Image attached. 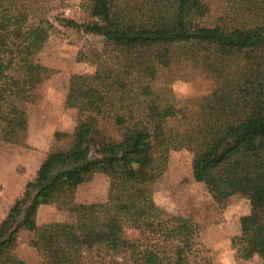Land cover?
<instances>
[{
  "label": "trees",
  "instance_id": "1",
  "mask_svg": "<svg viewBox=\"0 0 264 264\" xmlns=\"http://www.w3.org/2000/svg\"><path fill=\"white\" fill-rule=\"evenodd\" d=\"M50 1L65 6L0 0V142L27 148L29 110L52 74L39 54L59 27L101 36L103 50L77 54L95 70L69 78L76 125L54 133L65 146L49 150L0 221V264H24L23 232L37 264H212L197 227L154 201L169 153L182 150L196 182L248 198L236 252L264 260V0H80L83 22L49 16ZM188 72L211 88L181 101L172 83ZM96 171L109 176L106 199L75 202ZM45 205L73 220L38 225Z\"/></svg>",
  "mask_w": 264,
  "mask_h": 264
},
{
  "label": "rangeland",
  "instance_id": "2",
  "mask_svg": "<svg viewBox=\"0 0 264 264\" xmlns=\"http://www.w3.org/2000/svg\"><path fill=\"white\" fill-rule=\"evenodd\" d=\"M50 2L52 8L49 16L51 17L62 13L78 22H83L87 18L79 6L80 0H65V6L57 10L55 7L58 6V3ZM90 47L102 51L103 38L60 27L58 33L49 37L39 58L43 65L52 70V74L38 88L37 105L30 111V120L34 131L35 129L36 131L40 129L45 131L46 128L48 131L52 126L53 132L70 133V129L76 125L77 111L65 107L64 100L71 75L91 74L95 70L93 64L77 61L78 52H86ZM210 88V80L198 72H188L180 80H175L172 83L173 92L176 98L181 101L197 99L207 93ZM43 116L51 121L42 122ZM59 124L61 127L58 129L56 126ZM29 145L25 150L27 151L29 147L30 150L26 153L30 159H33L35 156H40L43 147L47 154L53 148L64 147L65 143H55L54 138L53 140L51 138V141L46 144L43 142L40 144L45 146H39L34 141ZM14 149L16 148L0 142V163L12 161L10 156ZM0 172L2 171L0 170ZM108 186V174L101 171L91 173L87 175L86 180L80 186L78 201H76L80 204L102 202L107 197ZM2 192L0 183V202L5 205ZM153 196L159 207L179 219L190 220L197 227L201 246L210 256L212 264H264V260L258 256L243 260L238 257L236 252L235 238L240 234L239 219L250 209L248 198L235 188L221 194H214L203 184L196 182L192 175L191 155L187 151H171L169 153L167 169L155 183ZM72 220V214L66 208H60L57 205H46L37 216L39 225ZM30 239L31 234L28 232H23L19 236L16 255L24 264H37L39 257L35 249L29 245ZM118 260L121 264H129L125 256L118 257Z\"/></svg>",
  "mask_w": 264,
  "mask_h": 264
},
{
  "label": "crops",
  "instance_id": "3",
  "mask_svg": "<svg viewBox=\"0 0 264 264\" xmlns=\"http://www.w3.org/2000/svg\"><path fill=\"white\" fill-rule=\"evenodd\" d=\"M31 109H33V107ZM31 109L29 110V114H28L29 116H28V127H27V134H26V145H29L30 142L34 141V143H38L39 146H45V145H40V144L42 142L44 144H46L48 141H51V138L53 140V134L55 132H53L52 126L49 128L50 130H48V131H47V128L45 131H44V129H40L38 131H36V129H35V131H34L32 129V123L30 120ZM45 120L48 122L51 121V120H48V118L43 116L42 122H45ZM74 126H73V128H74ZM60 127H61V124H59V126H56V128H58V129ZM73 128L70 129V132L73 130ZM61 132H63V131H61ZM65 133H67V132H65ZM11 146L13 148H16V149L11 151V152H13V153H11L12 155L10 156L12 161H9L8 163H6V162L0 163V170L2 171V172H0V183H1L2 189H3V192H2L3 196H4L3 200H5V205L0 202V205H1L0 214L2 213V211H4L3 214L0 215V221L4 218V216L6 215L7 211L12 206V204L17 199L21 198V196L23 195L25 184L28 181H31L34 179L36 172H37V169H38L40 163L42 162V160L44 159V157L46 155V152H45L46 149H45V147H43V149H41V154L39 157L35 156L33 159H30L29 155L26 153L28 150H30L29 147L26 151L24 147H17V146H13V145H11ZM37 149L40 150L38 147H37ZM27 159H29L30 161H28ZM80 186L78 187L77 192L75 194V202L78 201L77 197H78V190H79ZM6 203H7V205H6ZM45 206H41L39 208V210L37 212V216H38L40 210ZM36 222H37V217H36Z\"/></svg>",
  "mask_w": 264,
  "mask_h": 264
}]
</instances>
